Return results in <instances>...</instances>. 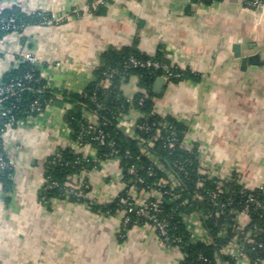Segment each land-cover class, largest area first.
<instances>
[{"label": "crops", "instance_id": "0c3cea01", "mask_svg": "<svg viewBox=\"0 0 264 264\" xmlns=\"http://www.w3.org/2000/svg\"><path fill=\"white\" fill-rule=\"evenodd\" d=\"M257 1L3 0L2 9L42 12L59 23L6 36L0 42V79L24 50L41 62L51 88L79 94L109 50L136 47L152 58L162 53L171 69L194 78L165 80L159 88L157 80L155 113L184 123L223 174L238 176L253 191L264 184V4L252 6ZM137 85L133 78L123 86L127 99L137 96ZM70 109L57 97L36 124L4 135L14 193L6 194L0 184V264H181L180 250L162 248L147 226L133 227L123 240L120 216L68 200L40 201L46 160L55 149L73 148L84 157L94 153L90 145L77 147L71 140L64 119ZM140 117L131 109L119 125L127 132ZM78 179L88 182L90 198L99 204L113 203L127 188L114 160ZM134 191L139 204L150 199Z\"/></svg>", "mask_w": 264, "mask_h": 264}, {"label": "trees", "instance_id": "16d2710c", "mask_svg": "<svg viewBox=\"0 0 264 264\" xmlns=\"http://www.w3.org/2000/svg\"><path fill=\"white\" fill-rule=\"evenodd\" d=\"M3 0H0V5ZM194 1H217V0H194ZM264 4V0H259ZM51 15L37 12L32 15L25 14L21 8L12 7L11 9H2L0 6V42L8 35L13 33H23L24 30L32 25H47V21H52ZM11 20H15L11 23ZM54 22L53 24H56ZM24 50L20 52L23 54ZM19 56V54H18ZM18 56L16 59L18 60ZM131 59L138 62L146 63L149 61H157L163 65L168 64L163 59L162 53L156 57H148L137 50L136 47L124 48L122 50H109L101 57L100 66L94 71L93 81L79 94H71L62 91H56L51 88L42 75V70L34 67L28 62H20L18 67L9 70L1 79L0 87L15 86V94L7 97L0 96V130L4 129L8 118H4L1 114L10 110L9 117L14 118V127L18 128L20 122L25 121L29 116H37L38 112H34V104L39 103L42 110L57 97L71 104V109L65 115V125L70 129V138L79 147L90 145L96 149L97 162L91 157H84L81 153H76L73 148H58V156L53 153L46 160L45 171L46 181L56 182L58 187L47 189V185L43 186L40 191V201L45 205H50L55 199L65 200L63 195V187L72 176L79 177L83 172L98 170L102 166V162L119 161L124 174V182L126 190L121 192L113 203L99 204L96 201H77L70 200L73 203H81L87 205L93 212L102 213L106 216H120V210L123 206L120 204L121 199L130 198L136 202L130 194V190L134 192L149 193L154 188L160 192H169L171 184L156 187V183L167 181L169 174L172 172L180 180V187L174 190L180 198L170 201V196L166 195L162 203V212L159 214L160 219H166L169 222V236L172 240L180 239L181 242L174 244L183 256L181 264H218L220 259L225 264H236L234 260L221 255L219 252L228 246L234 238V233L229 229L227 235L220 234L226 230L229 224H232L230 217V208H225L222 215L217 218L215 212L218 208L213 206L208 199V193L219 189L218 183L208 180L200 172L197 161L182 146L184 134L188 131L184 123L177 121L171 117L162 118L155 113L153 97L155 96L153 88L155 82L164 76L162 70H154L153 68H141L127 66ZM170 68V67H169ZM173 76L170 80L180 82L194 78L189 72L179 69H171ZM32 75V80H26L27 75ZM108 75H112L108 78ZM179 76V77H177ZM133 78L138 80L139 92L133 100L132 108L124 95L123 86L129 83ZM148 94L149 98L145 100L143 105H139V100ZM131 109L140 110L145 116L140 119L139 124L148 128H152V132L159 128L161 124H168V128L176 130L177 143L171 146L170 133L163 132L162 137L157 142L154 156H156L162 165V169H158L153 165L150 159L143 155L138 142L130 138L119 127L121 117L127 114ZM94 119H89V115H94ZM90 123H96V130L93 134H88V126ZM12 128V129H13ZM103 132L106 137L104 145L99 146L92 141L94 136ZM151 132V133H152ZM140 136L148 138L150 134L140 132ZM181 140V142H180ZM113 144V146L111 145ZM117 151L118 154H112ZM2 150H0V154ZM6 161H9L7 155H4ZM135 168L138 174L144 178V183L137 184L133 176L128 171ZM181 168L183 170L181 171ZM152 170V174H151ZM14 167L7 166L0 168V184L6 194L12 195L14 192L13 185ZM79 181V179H78ZM80 182V181H79ZM203 182L204 186L198 189V184ZM84 184H88L85 182ZM89 185V184H88ZM90 186V185H89ZM91 188L87 190L90 197ZM172 192V191H171ZM199 194L205 197V200L198 201L194 197ZM249 196H253L256 200L263 202L264 197L258 189L248 190L240 184L239 178L233 175L229 184L225 185L223 194L220 195L218 202L230 203L233 208L240 211L249 206L250 220L245 224V230L252 232L253 244H246L245 250L253 261L257 258L264 259V249L257 247L258 244L264 245V211L257 208L254 204L249 203ZM45 200H42V199ZM91 199V198H90ZM151 201V198L144 204ZM188 201L187 205L184 202ZM90 203V204H89ZM196 210H202L208 216L206 227L209 230L213 244L206 245L203 243H191V236L182 222L184 214H190ZM132 217L135 214L132 213ZM138 226H147L146 219H138ZM134 226L133 224L125 230L126 236L128 231ZM124 236V238H125ZM124 238H122L124 240ZM244 239V234H241Z\"/></svg>", "mask_w": 264, "mask_h": 264}, {"label": "built area", "instance_id": "2783aa9c", "mask_svg": "<svg viewBox=\"0 0 264 264\" xmlns=\"http://www.w3.org/2000/svg\"><path fill=\"white\" fill-rule=\"evenodd\" d=\"M261 3V1H257L252 6H258ZM65 21V20H63ZM11 23H14L15 20H11ZM54 22H58L57 18H53L52 21H47L48 24H52ZM18 60H16V64L13 68L18 67L20 62H28L34 67H37L38 69L42 70L43 73V65L38 60V58L32 54V53H23L18 56ZM127 66H133V67H141V68H153L154 70H162L164 72V76H162L165 80H170L173 76L170 73V68L166 65L161 64L157 61H149L146 63L138 62L137 60L131 59ZM112 75H108V78H111ZM179 77V76H177ZM26 80H32V75H27L25 77ZM15 86H6L0 87V96H6L10 97L15 94ZM148 94H145L140 100L139 105H143L146 99H148ZM131 108L133 104V100L127 99ZM34 112H38L37 116L31 115L29 116L25 121L20 122L17 127H23L26 124H36V120L38 117L41 116L43 113V110L39 108V103L36 102L34 104L33 108ZM141 117L133 122V126L131 130H128L125 132L127 136L132 138L133 140L138 142L139 147L141 148V151L144 156L148 157L153 165H155L158 169H162V165L160 163V160L154 156V151L156 149L157 142L162 137L163 132L170 133V143L171 146L174 147L177 143V136H176V130L174 128H168V124H161L159 125V128H156L152 132V128H148L145 126H141L139 124L140 119L147 117L145 116L140 110H138ZM11 114V111H5L1 114L2 117L8 118V122L5 124L4 129L0 130V150H2V153L0 154V168L4 169L7 166H13V163L9 160L6 161L4 155L5 149H4V135L5 133L12 129L14 127V118L9 117ZM96 114L89 115V119H94ZM123 117V116H122ZM121 117V119H122ZM120 119V120H121ZM120 124V121H119ZM118 124V127L121 129L120 125ZM68 128V127H67ZM188 129V128H187ZM69 132L70 129L68 128ZM88 134H93V132L96 130V123H90L87 128ZM122 130V129H121ZM123 131V130H122ZM140 132L145 134H150L148 138H144L140 136ZM152 132V133H151ZM93 142H96L97 145L102 146L106 142V137L103 132H100L97 136H94L92 138ZM181 142V140H180ZM113 146V144H111ZM181 146L189 153L191 156L195 158V160L198 163L200 172L205 176L206 179L214 181L218 183L219 189L216 191H211L208 193V199L211 202L213 206L219 209L217 212H215V217L219 218L225 208H230L229 214L232 218V224H229L228 227H226V230L222 232L220 235L224 236L227 235V231L231 229V231L234 233V238L231 240V242L228 244L226 248H224L222 251H220L219 257L221 255H226L227 257L231 258L236 262V264H264L263 258H257L255 261L252 260V258L248 255L247 251L245 250L246 244H253L254 240L252 239V232H247L245 230V219L250 220V213H249V206H247L244 210L240 211L236 208L230 207V203H220L218 202L219 197L221 194H223L225 185L229 184L232 180V176L225 175L223 172H221V168L219 165L214 163L210 158L206 155V150L200 146L197 137L195 134L188 129V131L184 134V139L181 142ZM77 147H79L77 145ZM54 153L58 156V149L54 150ZM112 154H118V152L115 150L112 152ZM94 161L97 160V153L96 149H94V153L91 156ZM102 162L101 164H103ZM183 168H181V171ZM129 175L133 176L135 182L137 184L144 183V178L138 174V171L135 168H131L128 171ZM152 174V170H151ZM167 184H171V191L169 192H160L158 189H150L149 194L151 201L147 204H139V201L136 200L133 201L130 198L127 199H121L120 204L123 206V209L120 210V217H121V223H120V230L119 235L122 238H124L125 230L129 227V225L133 224L134 226H138V219H146L147 220V227L156 234L159 245L164 248H175L174 244L181 242L180 239H174L172 240L169 236V222L166 219H160L159 214L162 212V203L163 199L166 195L170 196V201H174L180 198V196L174 192V190H177L180 185V180L174 174L173 172L169 174V179L167 181H161L159 183H156V187L165 186ZM47 189H52L55 187H58V184L56 182H49L46 181ZM204 184L203 182H200L198 184V189L203 188ZM90 188L88 184H80L78 181L77 176H72L69 178L68 182L63 187V195L62 197L65 198V200H77V201H91V203H94V200H91L89 197V194L87 193V190ZM259 190L262 192V196L264 197V184L259 187ZM195 200L203 201L205 200V197L202 195L197 194L194 197ZM42 200H45L44 198ZM249 203L254 204L257 208L264 211V200L263 202H260L256 200L253 196H249ZM189 202L185 201L184 205H187ZM90 204V203H89ZM132 213L135 214V217L137 219L132 217ZM208 219V216L206 213L202 210H196L190 214H184L182 216V222L185 225V228L188 230L190 234V240L191 243L197 244V243H203L206 245H212L213 241L210 236L209 230L206 227V221ZM124 232V234H123ZM241 234H244V239H241ZM258 248L264 249L263 244H258ZM218 264H225L220 259L217 261Z\"/></svg>", "mask_w": 264, "mask_h": 264}, {"label": "water", "instance_id": "95a60500", "mask_svg": "<svg viewBox=\"0 0 264 264\" xmlns=\"http://www.w3.org/2000/svg\"><path fill=\"white\" fill-rule=\"evenodd\" d=\"M236 52H238L240 46H236ZM165 84V79L164 78H159L158 79V83L156 85V88H159L161 85Z\"/></svg>", "mask_w": 264, "mask_h": 264}]
</instances>
